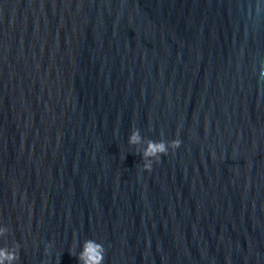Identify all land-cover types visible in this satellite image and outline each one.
Returning <instances> with one entry per match:
<instances>
[{"label":"water","instance_id":"1","mask_svg":"<svg viewBox=\"0 0 264 264\" xmlns=\"http://www.w3.org/2000/svg\"><path fill=\"white\" fill-rule=\"evenodd\" d=\"M87 241L264 264V0H0V262Z\"/></svg>","mask_w":264,"mask_h":264},{"label":"clouds","instance_id":"2","mask_svg":"<svg viewBox=\"0 0 264 264\" xmlns=\"http://www.w3.org/2000/svg\"><path fill=\"white\" fill-rule=\"evenodd\" d=\"M130 143H136L137 137L136 134H133L132 138L129 141ZM173 149L178 148L180 146L179 140H173L172 142ZM159 154V159L162 155H167V146L163 143H153L150 150L145 153L148 155H157ZM159 159L157 161H159ZM151 165H145L144 169L150 171ZM104 250L103 246L99 245L93 241H87L84 247V251L80 254L79 260L83 262V264H103L104 260ZM2 264V262H0Z\"/></svg>","mask_w":264,"mask_h":264}]
</instances>
